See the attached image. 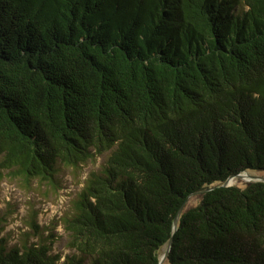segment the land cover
<instances>
[{
    "label": "trees",
    "instance_id": "16d2710c",
    "mask_svg": "<svg viewBox=\"0 0 264 264\" xmlns=\"http://www.w3.org/2000/svg\"><path fill=\"white\" fill-rule=\"evenodd\" d=\"M99 156L0 264H264V0H0V171Z\"/></svg>",
    "mask_w": 264,
    "mask_h": 264
},
{
    "label": "rangeland",
    "instance_id": "374dc122",
    "mask_svg": "<svg viewBox=\"0 0 264 264\" xmlns=\"http://www.w3.org/2000/svg\"><path fill=\"white\" fill-rule=\"evenodd\" d=\"M102 161L103 157L99 156L95 161H88L79 167L61 166L54 176L53 183L40 178L25 182L20 174L1 169L0 217L3 229L0 235L7 236L10 243H15L25 232H33L30 223L34 218L44 228V235L51 231L55 233L52 251L67 252L66 232L61 226L60 217L69 212L71 199L81 187L87 173L97 169ZM247 172L264 176V171ZM247 181L248 177L236 176L230 179V184L243 186ZM199 199V194L193 193L187 197L185 205L195 204ZM162 264L167 263L163 261Z\"/></svg>",
    "mask_w": 264,
    "mask_h": 264
},
{
    "label": "water",
    "instance_id": "95a60500",
    "mask_svg": "<svg viewBox=\"0 0 264 264\" xmlns=\"http://www.w3.org/2000/svg\"><path fill=\"white\" fill-rule=\"evenodd\" d=\"M248 177V180H258V179H261V180H264V176H261V175H254V174H251V173H248L247 171L245 172H241V173H237L235 175H231L229 176L225 181H224V185L226 184H230V179L233 178V177H236V176H240V177ZM183 206H184V202L181 203L180 207L178 208L174 218H173V228L175 229L176 228V225H177V220H178V217L180 215V212L181 210L183 209ZM170 244H171V238L168 240L166 246H165V249H164V252L162 253L161 257H160V260H159V264H162L163 261L165 260L166 258V255L169 251V248H170Z\"/></svg>",
    "mask_w": 264,
    "mask_h": 264
},
{
    "label": "bare ground",
    "instance_id": "6f19581e",
    "mask_svg": "<svg viewBox=\"0 0 264 264\" xmlns=\"http://www.w3.org/2000/svg\"><path fill=\"white\" fill-rule=\"evenodd\" d=\"M245 176V175H244Z\"/></svg>",
    "mask_w": 264,
    "mask_h": 264
}]
</instances>
